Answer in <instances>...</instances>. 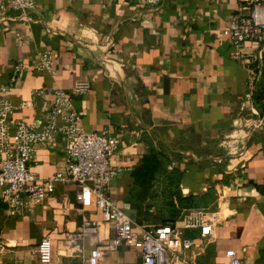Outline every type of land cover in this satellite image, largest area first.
Returning a JSON list of instances; mask_svg holds the SVG:
<instances>
[{
  "label": "crops",
  "instance_id": "crops-1",
  "mask_svg": "<svg viewBox=\"0 0 264 264\" xmlns=\"http://www.w3.org/2000/svg\"><path fill=\"white\" fill-rule=\"evenodd\" d=\"M34 1L28 21L14 11L0 20V84L20 67L8 93L10 119L39 125L53 102L50 92L62 89L82 130L118 136L109 160L121 170L108 194L135 230L170 220L178 226L186 210L179 198L192 196L216 222L202 244L196 230L182 231L198 245L179 250L180 259L228 264L224 251L233 249L242 264H264V112L252 100L261 77L249 84L221 34L241 0H162L157 7L141 0ZM45 50L52 74L36 69ZM80 82L87 93L74 94ZM32 89L48 93L31 98ZM62 144L56 137L35 149L36 177L64 172ZM151 150L163 168L139 196L131 171ZM74 190L57 181L20 216L6 215L0 199V264H39L42 236L50 239L46 264H86L88 242L73 256L62 239L82 218L99 220L100 211H78ZM98 264H141V258L119 245Z\"/></svg>",
  "mask_w": 264,
  "mask_h": 264
},
{
  "label": "built area",
  "instance_id": "built-area-1",
  "mask_svg": "<svg viewBox=\"0 0 264 264\" xmlns=\"http://www.w3.org/2000/svg\"><path fill=\"white\" fill-rule=\"evenodd\" d=\"M162 0H141L148 6L157 7ZM35 6L34 0H0V20L10 11L17 12L28 21ZM221 34L229 45L230 57L244 65L249 84L264 71V0H241L231 14ZM52 54H39L36 69L53 73ZM20 67L15 65L9 81L0 84V199L8 216H20L32 204L48 196L57 181L71 182L75 186L76 209L94 207L100 211V219L82 218L73 229L64 233L62 246L71 255L82 251V241L89 244L86 264H98L99 259L119 245L136 249L141 264H191L180 259L179 250H187L205 243L211 236L216 215L202 207L187 208L174 223H163L135 230L131 219L119 209L108 194L110 181L119 174L120 168L110 163L111 154L118 148L115 134L84 131L79 126V115L71 108L70 95L62 89L50 92L53 102L41 113L39 125L11 120L14 107L8 93ZM86 82L76 83L73 93H87ZM48 91L32 89L31 98H42ZM20 106H25L21 103ZM12 131L9 132V128ZM56 137L63 141L65 167L63 173H55L44 179L35 176L30 165L38 146H52ZM184 230H196L199 243L183 236ZM39 264L50 260V239L42 236L35 246ZM228 264H242L233 249H226Z\"/></svg>",
  "mask_w": 264,
  "mask_h": 264
},
{
  "label": "trees",
  "instance_id": "trees-1",
  "mask_svg": "<svg viewBox=\"0 0 264 264\" xmlns=\"http://www.w3.org/2000/svg\"><path fill=\"white\" fill-rule=\"evenodd\" d=\"M260 86L255 91H252V100L256 107L259 109L260 113L264 112V71H261L260 75ZM161 155L154 150L149 151L147 154L143 155L135 168L131 171V177L133 178L135 184H137L139 189V196H143L148 188L150 180L153 174L162 169L163 162L161 161ZM166 159V157L164 158ZM180 204L184 209L195 206L196 203L192 196L180 197ZM178 212V211H177ZM172 220L166 222L171 223Z\"/></svg>",
  "mask_w": 264,
  "mask_h": 264
}]
</instances>
